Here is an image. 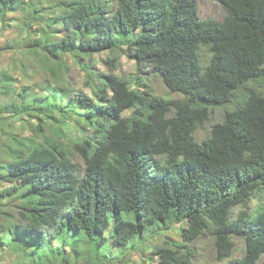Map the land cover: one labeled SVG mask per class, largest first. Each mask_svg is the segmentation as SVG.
Here are the masks:
<instances>
[{"label":"trees","instance_id":"1","mask_svg":"<svg viewBox=\"0 0 264 264\" xmlns=\"http://www.w3.org/2000/svg\"><path fill=\"white\" fill-rule=\"evenodd\" d=\"M44 1L0 0V23L23 14L28 42L43 51L54 79L67 69L66 51L84 60L126 46L139 68L157 70L182 97L156 95L140 77V87H132L110 72L97 74L98 85L88 75L94 96L81 92L58 106L57 91L28 95L0 73V112L56 117L60 108L93 127V136L71 145L47 135L41 123L32 136L12 134L16 143L0 160V180L9 183L0 199L22 204L0 219V246L31 257L27 248L36 243L42 264H101L110 258L111 228L124 251L152 235V224L186 219L185 244L213 233L221 262L234 255L238 238L244 254L223 264H257L264 205L250 202L264 194V0H215L225 9L221 20L202 19L198 0H47L57 11L48 18ZM217 107L225 109L223 120L199 141L197 129ZM155 253L159 264H191L194 256L170 240Z\"/></svg>","mask_w":264,"mask_h":264},{"label":"rangeland","instance_id":"2","mask_svg":"<svg viewBox=\"0 0 264 264\" xmlns=\"http://www.w3.org/2000/svg\"><path fill=\"white\" fill-rule=\"evenodd\" d=\"M22 1L30 2L32 0ZM48 1L51 2V0ZM48 1H44L47 6L45 9L46 12L44 13L46 18L54 16L57 12L54 13L53 8H48V6L51 5ZM198 3L200 17L202 19L213 18L221 20L225 15V9L218 1L198 0ZM8 18L9 20L7 22L0 23V73L7 74L5 78L7 82L11 84L12 88L16 87L17 90H23L25 88V93L28 95L46 94L51 90L57 91L60 95L57 104L58 106H62L70 104L72 98L81 92L94 96L92 86L86 83L89 74H92L93 83L98 85L100 82L97 76L98 73L106 74L113 72L128 79L132 87H140L136 85V77H140L156 95L170 99L182 97L178 92H171L168 89L157 70L151 67L139 68L138 61L127 52L126 46L116 51L105 50L94 55L93 58H86L84 60H81L79 56H75L71 51H66L63 55V59L68 65L67 69L64 70V75L60 73L56 80L45 66L51 63L44 59L45 56L43 51L37 47L35 48L28 42V32L22 28L23 14L20 11L12 12L9 14ZM60 34L63 35L64 32L60 30ZM201 54L204 61L208 59L210 54L208 48L204 47ZM41 82L45 84L42 86ZM249 82L241 85L243 88L241 92L247 90L244 86ZM249 86L254 87V83H251ZM257 87L259 90L262 89V87L259 86L255 88L257 89ZM141 88H145V86H141ZM251 92V90L246 92L242 99L243 102L240 103L238 107L245 103ZM16 94L17 92L13 93V98H16ZM4 98V95H0V100ZM224 111V108L217 107L213 110L209 121L197 129L196 137L199 141H202L210 135L211 129L215 123L223 120ZM131 112L132 109H128L123 114L129 115ZM34 116H21L0 112V119L3 120H0V160L10 155L9 147L16 143L15 139H12V134L20 138L32 136L34 134L33 131L40 123L44 125V130L47 135L55 136L57 140H61L67 145H71L73 142L79 141L83 137L93 136L92 126L86 125L84 127L85 122L80 123V116L74 113L70 114L60 108L56 109V117H49L40 113H36ZM38 139L40 140V138ZM74 159L82 165L83 159L78 153H74ZM8 184L6 180H0V189L6 188ZM21 204L22 201L18 197L0 199V219L6 216L5 212L20 209ZM260 204L264 205V194L254 197L250 202L252 208ZM243 208L244 207L241 205L237 206L234 209V214H237ZM159 224H152L147 229L146 233H150L149 231L156 229L152 235H149L146 239L138 237L137 242L124 251L121 249L122 246L114 241V228H111L106 234L110 238L108 242L110 258H105L100 263L159 264L160 257L155 253V247L163 243L164 240L178 242L183 251H187V249L191 247L194 250L191 264H223L231 258H239L244 254L243 242L235 238L237 249L234 250V255L220 262L217 259V248L215 246L213 233L204 234L196 241L185 244L180 235V228L189 225L186 219L175 223L173 226H164L161 222H159ZM8 239L11 240L12 238L9 237ZM55 244L58 245L59 241L56 240ZM4 246H0V264H42V259L46 257L45 253L41 255L37 253L40 252L41 248H38L36 243L27 248V250L32 252L31 257L26 254H21L20 252H13L12 247L5 248ZM70 259L74 262V257H70ZM54 263L55 261H51V264ZM257 264H264V255L261 256Z\"/></svg>","mask_w":264,"mask_h":264}]
</instances>
